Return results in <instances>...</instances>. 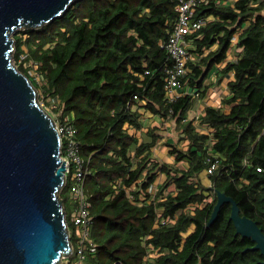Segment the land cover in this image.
<instances>
[{
    "label": "trees",
    "instance_id": "trees-1",
    "mask_svg": "<svg viewBox=\"0 0 264 264\" xmlns=\"http://www.w3.org/2000/svg\"><path fill=\"white\" fill-rule=\"evenodd\" d=\"M179 1L74 0L61 16L13 35L16 66L38 88L26 63L37 65L44 95L76 127L90 167L85 190L96 248L79 264L264 261L256 242L236 233L230 202L208 224L221 190L264 231V0L197 4L192 18L204 22L186 34L193 59L171 98L166 44ZM236 33L243 49L228 60ZM230 75L220 102L190 117L196 96L184 86L203 98ZM147 114L160 121L145 130ZM164 121H174L180 136L164 142L171 159L158 160ZM60 196L74 242L68 183ZM76 262L73 252L65 264Z\"/></svg>",
    "mask_w": 264,
    "mask_h": 264
},
{
    "label": "water",
    "instance_id": "water-1",
    "mask_svg": "<svg viewBox=\"0 0 264 264\" xmlns=\"http://www.w3.org/2000/svg\"><path fill=\"white\" fill-rule=\"evenodd\" d=\"M74 0H0V264H59L72 244L59 191L65 183L56 121L37 100L27 74L12 61L15 30L61 16ZM210 224L231 203L236 233L264 255V231L221 190ZM264 264V261L262 262Z\"/></svg>",
    "mask_w": 264,
    "mask_h": 264
},
{
    "label": "built area",
    "instance_id": "built-area-1",
    "mask_svg": "<svg viewBox=\"0 0 264 264\" xmlns=\"http://www.w3.org/2000/svg\"><path fill=\"white\" fill-rule=\"evenodd\" d=\"M201 1L205 0H180L176 7L180 16L174 32L166 44L174 60L173 67L169 69V79L166 85L167 93L171 98L178 95L177 90L181 87L179 76L187 73L189 69L188 61L193 59V53L188 49L186 34L196 30L204 22L201 17L192 18L197 4ZM208 52L209 50H206V53ZM55 121L61 139V156L66 162L65 166H67L64 185L68 183L71 197L75 203L70 217L74 225V242L71 240V253H76V264H79L88 252H92L96 248V243L90 237L91 202L85 190V181L90 172V167L81 156V142L77 137V129L69 117L55 119ZM209 171L212 172V169L210 168ZM69 235L71 239L72 232L70 228ZM70 255L63 256L64 259L61 263L68 262Z\"/></svg>",
    "mask_w": 264,
    "mask_h": 264
},
{
    "label": "crops",
    "instance_id": "crops-1",
    "mask_svg": "<svg viewBox=\"0 0 264 264\" xmlns=\"http://www.w3.org/2000/svg\"><path fill=\"white\" fill-rule=\"evenodd\" d=\"M228 2H229V0L225 1V3H228ZM233 38H234L233 39V45H232V48L230 49V51L228 53V57H227L228 60L237 58L238 57V53H240L242 51V49H243L242 47L238 46L239 37H238L237 33H236V35ZM222 64L215 65L213 67V69L211 70L209 76L212 75L214 77V75H216V72H217L218 68ZM188 70H190V69H188ZM231 75L228 78H225L219 85H216V86L210 88L209 91H208V94L205 97H203V98H200L198 96V94H196L197 93L196 89H194V88L190 89L187 85L184 86V91L185 92H191L192 94H195L194 96H196V97H194V105H193L192 109L189 111V116L193 117V116H197L198 114L202 113L203 110H204V107L206 105H209V104L216 105L217 103H219L221 98H222V96L225 93H227V89H226L227 82L232 78ZM144 118H145V121H148L146 123V125H145V130H147V128H148V126H149V124L151 122H157V121L159 122L160 121V118L158 116H154L153 114H147ZM167 122L164 121L163 128H169V130L167 129V131H166L167 133L164 132L163 129H161L159 131V133L161 134L162 138L160 139V141L158 142V144L154 148L155 157L157 155V151H159V150L160 151H164L166 153V154L164 153L165 155L163 154L161 156L162 160L163 159H171V156L168 154V147H167L166 144H164V142H166L167 140H170V139L173 140V141H176L179 138V136H180V134L177 133V131H176L175 122L174 121H170V122H172V124H169V125L167 124ZM170 122H168V123H170ZM130 130H131V132H134V129H130ZM137 135L140 136L141 132L138 131ZM165 136H167V137H165ZM161 145L164 148L163 150H161L162 148H160ZM154 190H152V191H154Z\"/></svg>",
    "mask_w": 264,
    "mask_h": 264
},
{
    "label": "rangeland",
    "instance_id": "rangeland-1",
    "mask_svg": "<svg viewBox=\"0 0 264 264\" xmlns=\"http://www.w3.org/2000/svg\"><path fill=\"white\" fill-rule=\"evenodd\" d=\"M21 29H25V27L22 26V27L18 28V29L15 30L11 35L13 36L16 32H18V31L21 30ZM13 52H14V48H13V50H12L11 55H12V61L15 63V60H14V57H13ZM26 65H27V66H32V65H33V68H31V70H30V74H31L32 76H34L35 79H36L37 81H39V86H38V88L35 87V89H36L37 100L40 102V104H42V106H43V107H44L49 113H51V115H52L56 120H58V119L60 118V116H59V114L56 112V109L54 108V103L50 101L51 99H50L49 97H47V96L44 95V92H43V90H42V87H41V83H42L41 75H40L39 73H37L36 70H35L37 65H36V64H33L32 61L27 62ZM166 122H167V121H166ZM168 122H170V121H168ZM168 122H167L168 125H169V124H172V122H170V123H168ZM167 129L169 130V128H163V131L166 132ZM166 133H167V132H166ZM166 133H165V134H166ZM165 137H167V136H165ZM165 139H166V138H165ZM166 140H167V139H166ZM170 140H171V139H170ZM160 148H162L161 150L164 149V148L162 147V145L160 146ZM164 153H165L164 151H160V150L157 151L156 158H158L159 160H162L161 156H162ZM165 154H166V153H165ZM165 154H164V155H165ZM203 181L205 182L206 185H207V184H208V185L210 184V181H209L207 175L205 176V175L203 174ZM154 189H155V186L150 187V190H151V191L154 190ZM59 193H60V191H59ZM210 198H211V197H210ZM63 259H64V257L62 256L61 260L59 261V264L61 263V261H63ZM61 264H63V263H61Z\"/></svg>",
    "mask_w": 264,
    "mask_h": 264
}]
</instances>
